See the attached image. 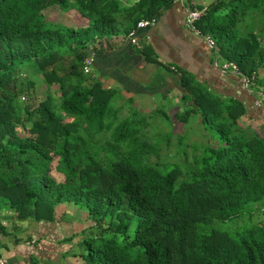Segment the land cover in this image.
I'll use <instances>...</instances> for the list:
<instances>
[{
    "label": "trees",
    "instance_id": "trees-1",
    "mask_svg": "<svg viewBox=\"0 0 264 264\" xmlns=\"http://www.w3.org/2000/svg\"><path fill=\"white\" fill-rule=\"evenodd\" d=\"M174 1L0 0V218L10 220L0 239L17 238L27 220L52 222L69 203L99 229L79 241L78 264H264V0H185L200 12L199 36L252 90L243 102L172 69L185 105L172 116L198 120L207 137L197 146L173 137L161 110L167 135L150 138L156 118L118 117L114 91L92 68L82 73L87 54L111 52ZM45 2L84 25L46 20ZM25 71L48 88L43 99L22 98L34 86Z\"/></svg>",
    "mask_w": 264,
    "mask_h": 264
},
{
    "label": "crops",
    "instance_id": "crops-1",
    "mask_svg": "<svg viewBox=\"0 0 264 264\" xmlns=\"http://www.w3.org/2000/svg\"><path fill=\"white\" fill-rule=\"evenodd\" d=\"M189 9L190 7L184 0H175L169 9L156 18L154 26L135 30L136 45L128 43L127 38L122 41L117 39L116 42L119 44L111 52L93 54L91 68L95 70L97 80L101 82L102 79L104 81L107 79L105 83L101 82L105 87L110 86L111 81L115 82L129 94H150L160 91V94L165 97L169 94L167 85L174 83L171 85L172 89L177 85L171 72L173 68H178L199 81L207 82L212 91L249 103L250 100H247L248 97L245 94H250V92L246 90V85L242 87L241 77L236 74L227 76L228 73H224L221 66H218L217 57L212 48L201 36L188 32L183 26V18ZM144 47L151 51V57L161 64L160 66L146 62L145 55L141 52ZM129 58H134V60L129 62ZM130 66L135 67L138 76L149 70L150 66V68L154 67L152 68L154 72L152 76L151 73H147V77L141 76L142 79L139 82L135 76L127 74ZM103 70L107 73L103 74ZM161 87V90L157 89ZM175 89L180 92V87ZM0 221L6 225L8 220L4 217L0 218ZM62 225L66 226V231L61 228ZM70 225L61 224V220L56 219L48 223L29 221L19 230V233H24L25 237L19 238L18 241H15L17 238L13 236L0 239V257L6 258L7 264H32L33 257H37L46 264H55L58 261V254L62 250L69 251L74 244H77L82 239L80 234L84 233L83 230L87 228H73ZM15 237H17L16 234ZM64 240H73L72 246L61 244ZM69 260L79 262L78 257Z\"/></svg>",
    "mask_w": 264,
    "mask_h": 264
},
{
    "label": "rangeland",
    "instance_id": "rangeland-1",
    "mask_svg": "<svg viewBox=\"0 0 264 264\" xmlns=\"http://www.w3.org/2000/svg\"><path fill=\"white\" fill-rule=\"evenodd\" d=\"M184 2L186 3V1L184 0ZM42 6H44L43 9H41V12L44 14V17L46 20L48 21H54L56 23H60L63 25H67V26H74V27H78L81 25H84V20L82 19L81 21H78L75 19V16L73 14H63L61 12H58V10L55 7H51L48 2H45V4H43ZM245 32V29H244ZM120 39V38H118ZM204 41L206 42V44L209 46V42L206 41L204 39ZM115 44H119V42H115ZM108 53V52H107ZM88 55V54H87ZM134 60V58H129L128 61L132 62ZM217 64L218 66H221L220 64L223 62L222 59L220 57L216 58ZM151 67V66H150ZM148 68L149 70H151L152 68ZM145 68V67H144ZM149 70H146L142 75L138 76V72L135 69L134 66H130V68L127 70V74L129 76H135V79L139 82H141L140 80L142 79L141 76L143 77H147V73H151V76L153 75L152 72H154V69L151 70V72H149ZM92 72H95V70ZM107 71L103 70V74H106ZM224 73H228L227 76L234 74V72L232 70H228L225 71ZM263 73V72H262ZM162 75V74H161ZM22 79L24 80H31L34 84L33 88L30 89L26 95H23L22 98H30L32 99V103L37 101V100H41L45 97V95L48 93V88L43 84L42 80L40 77L38 76H31L28 74L27 71H25V73H22ZM241 80L243 82L242 83V87H245V82L243 80V78H241ZM107 81V79L104 81V79L101 80L102 83H105ZM199 81V80H198ZM111 85L108 86L107 88H110L114 91V96H112V103H114V106H116L115 108H113L114 110L117 111V116L118 117H126V115H128L130 113V111L136 112L140 115H148L151 116L152 118H156L154 120H151L148 123L149 126V133H151L152 136H149L150 138H154L156 139L158 136H162V135H167L166 132L169 129L170 126V122H171V126H172V136L174 137V135H180V136H184V139L186 142H190L193 145H199L201 143H204V139L207 137L206 135H204L203 133H201L200 129H199V125L198 124V120L194 119V117L191 116V118L189 119V121H187L186 124H182L180 122H176L173 119L172 114L174 112H182V110L184 109V106H182V103L180 102V92H178L175 88H179V85L175 87V85H173L174 89H172V83L171 85H167L169 87H167V89L169 90V94H166L165 97H163L160 94V91H157L155 93H150V94H144V93H137V94H129L126 93L125 89L123 87H121L119 84L112 82L111 81ZM202 84V86H209L207 84V82L204 81H200L199 86ZM237 88V87H236ZM242 88V89H243ZM159 90L162 89L161 88H157ZM209 89H211V87L209 86ZM152 91V90H151ZM244 91V90H243ZM243 91L241 93H243ZM248 92H251L252 90H247ZM220 94V93H218ZM245 96L248 97L247 100L251 101V96L250 94L246 93ZM21 100V99H20ZM188 105V104H187ZM186 105V106H187ZM262 102L261 99L258 101H254L252 102L250 111L252 112V116L255 115L256 118H260L262 115L261 113V109H262ZM162 111L169 119V121H163L161 113H158L159 111ZM158 111V112H156ZM125 112H127L125 114ZM154 113H157V115H153ZM123 114H125L123 116ZM162 119V120H161ZM259 119H255L254 122H257L256 125L260 124V121H258ZM240 124L241 126H247L248 122H246L245 118H242V120L240 119ZM251 127H254L253 124ZM257 127V126H256ZM161 131V133H160ZM162 134V135H161ZM172 140V139H171ZM173 145L170 146L168 149H165V147L163 145H161V149L159 151L160 155H164L166 151L171 150L173 148ZM54 164V162L52 163V165ZM50 175L55 179V181H59L61 178L59 175L55 174L53 172V170L50 171ZM63 210L66 212H63ZM5 213V212H4ZM3 213V214H4ZM54 219L56 220H61V224H72L70 226H72L73 228H78V227H87L86 229H84V233L86 234V237L88 236L90 237H94L99 233V229L96 228L93 225V221L90 220L88 218V215L86 214V211L81 208V207H74L72 206V204L69 203H65L62 205H57L54 207ZM254 219L255 221H258L260 219L259 215L255 214L254 215ZM254 219L252 221H254ZM9 220L6 221V224H9ZM29 222V220L24 221L22 223L23 226H25L27 223ZM21 225V226H22ZM61 228L65 229V231L67 230L66 226L62 225ZM21 230V228L19 229ZM18 239L19 238H23L25 237L24 233H16ZM72 241H68V240H64L61 244H65L68 246H72ZM1 248V247H0ZM82 252V245L81 242L79 243V241L77 242V244H74L69 251H65L62 250V252L60 254H58V261H56L55 264H78L74 261H70V258L73 257H77L78 254H80ZM65 257V259H64ZM64 259V260H63ZM32 264H46V262H42L40 261V259H38L37 257H33L32 258ZM49 264V263H48ZM54 264V263H52Z\"/></svg>",
    "mask_w": 264,
    "mask_h": 264
},
{
    "label": "built area",
    "instance_id": "built-area-1",
    "mask_svg": "<svg viewBox=\"0 0 264 264\" xmlns=\"http://www.w3.org/2000/svg\"><path fill=\"white\" fill-rule=\"evenodd\" d=\"M200 12L196 10H188L183 18V26L186 28V30L194 35H199L197 29L194 27V22L199 18ZM156 23V19H147V20H139L135 28L128 32L126 38L128 40V43L132 45H136V37H135V30L136 29H148L152 26H154ZM206 41L209 42V47H211L212 43L211 40L208 37H204ZM93 64V54L89 53L82 61L81 64V70L83 74H89L91 70V66ZM221 70L223 72L232 70L235 72V66L231 63L228 64H222ZM0 264H7V261L4 257H0Z\"/></svg>",
    "mask_w": 264,
    "mask_h": 264
},
{
    "label": "clouds",
    "instance_id": "clouds-1",
    "mask_svg": "<svg viewBox=\"0 0 264 264\" xmlns=\"http://www.w3.org/2000/svg\"><path fill=\"white\" fill-rule=\"evenodd\" d=\"M202 38H204V37H202ZM91 67H92V66H91ZM54 220H55V219H54ZM92 226H94V224H93ZM80 235H82V238L86 236L85 233H81ZM88 236H89V235H88ZM17 239H18V237H17ZM5 259H6V258H5ZM6 261H7V260H6Z\"/></svg>",
    "mask_w": 264,
    "mask_h": 264
}]
</instances>
